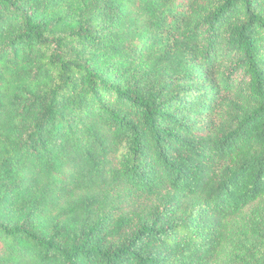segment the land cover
<instances>
[{
	"label": "trees",
	"instance_id": "obj_1",
	"mask_svg": "<svg viewBox=\"0 0 264 264\" xmlns=\"http://www.w3.org/2000/svg\"><path fill=\"white\" fill-rule=\"evenodd\" d=\"M0 264H264V0H0Z\"/></svg>",
	"mask_w": 264,
	"mask_h": 264
}]
</instances>
